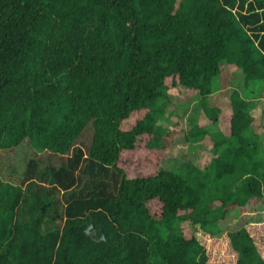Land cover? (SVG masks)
<instances>
[{"label":"trees","instance_id":"obj_1","mask_svg":"<svg viewBox=\"0 0 264 264\" xmlns=\"http://www.w3.org/2000/svg\"><path fill=\"white\" fill-rule=\"evenodd\" d=\"M255 83L264 0H0V264H264V220L215 234L264 204ZM175 85L198 98L190 158L152 168Z\"/></svg>","mask_w":264,"mask_h":264},{"label":"rangeland","instance_id":"obj_2","mask_svg":"<svg viewBox=\"0 0 264 264\" xmlns=\"http://www.w3.org/2000/svg\"><path fill=\"white\" fill-rule=\"evenodd\" d=\"M222 72L220 74V84L223 86L222 88H218L207 95V102L209 105L217 106L219 109H225L228 106V97L227 92L230 88V85H226L227 75L226 70L222 67ZM227 81V82H226ZM255 92L260 94V96H256L255 94L252 96L254 102L251 106L250 113L254 116L260 117L263 109H264V85H259V83H255ZM183 88L181 85L169 86L167 88L169 103L167 109L171 111L169 113L164 114V117H159L156 121L160 123L162 126L169 128V140L166 142L164 147L155 148L153 150H147L145 148L141 149V151L146 156V163L151 165L152 168L156 167L158 164L161 167H176L180 162L189 157V147L184 141L183 130H186L191 124L195 123V116L198 110L197 103V95L193 97H187L184 94ZM256 96V97H254ZM185 99V104H183V100ZM252 99V101H253ZM180 119V122H176L177 119ZM253 125V124H251ZM210 130L219 129L223 132L224 123L223 121L217 120L213 124L206 125ZM251 129L259 131L261 128L258 125L251 126ZM208 146H200L197 149L196 154L191 160L196 164H203L207 159H209V149ZM1 155V150H0ZM161 202L158 199H151L148 202L149 208L153 209L156 213L159 210ZM256 208V207H255ZM262 208V210H261ZM252 204H248L244 206L239 213L242 215L238 220H230L220 226V230L215 232L216 235L222 231L223 228H234L245 221L249 220H264V204L259 208V211L254 210ZM181 225L184 227V230H191L196 234L197 237H200L204 230L198 223H194L191 225L187 220L181 222Z\"/></svg>","mask_w":264,"mask_h":264},{"label":"crops","instance_id":"obj_3","mask_svg":"<svg viewBox=\"0 0 264 264\" xmlns=\"http://www.w3.org/2000/svg\"><path fill=\"white\" fill-rule=\"evenodd\" d=\"M262 129V127H260Z\"/></svg>","mask_w":264,"mask_h":264}]
</instances>
